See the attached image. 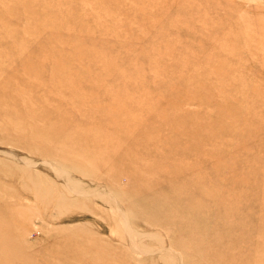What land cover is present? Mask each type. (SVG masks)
Instances as JSON below:
<instances>
[{
	"label": "rangeland",
	"instance_id": "obj_1",
	"mask_svg": "<svg viewBox=\"0 0 264 264\" xmlns=\"http://www.w3.org/2000/svg\"><path fill=\"white\" fill-rule=\"evenodd\" d=\"M0 264H264V0H0Z\"/></svg>",
	"mask_w": 264,
	"mask_h": 264
}]
</instances>
